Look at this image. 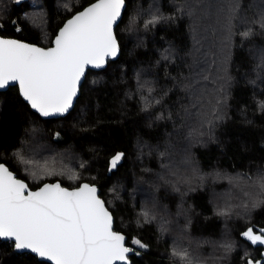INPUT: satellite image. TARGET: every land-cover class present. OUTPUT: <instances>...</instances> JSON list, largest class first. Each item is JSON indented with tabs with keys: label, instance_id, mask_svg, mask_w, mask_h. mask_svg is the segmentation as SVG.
I'll return each instance as SVG.
<instances>
[{
	"label": "trees",
	"instance_id": "16d2710c",
	"mask_svg": "<svg viewBox=\"0 0 264 264\" xmlns=\"http://www.w3.org/2000/svg\"><path fill=\"white\" fill-rule=\"evenodd\" d=\"M93 1L0 0V34L47 47ZM126 3L120 57L88 71L68 115L43 119L17 86L0 92V162L31 188L97 184L141 252L131 264H187L174 249L191 264H249L263 249L241 233L264 229V0ZM0 264L51 263L0 239Z\"/></svg>",
	"mask_w": 264,
	"mask_h": 264
},
{
	"label": "snow or ice",
	"instance_id": "6c2138e0",
	"mask_svg": "<svg viewBox=\"0 0 264 264\" xmlns=\"http://www.w3.org/2000/svg\"><path fill=\"white\" fill-rule=\"evenodd\" d=\"M124 7L125 0H96L66 21L49 48L0 37V89L18 84L22 98L43 117L67 113L86 68H101L107 58L117 55L119 45L113 28ZM157 19L153 17L149 23ZM232 19V15L227 17L229 33ZM259 24L264 28V16ZM250 34L251 29L241 33ZM123 155L117 153L111 159L110 170L117 167ZM255 182L264 190V176ZM97 193V187L88 183L70 190L59 182L45 183L32 191L0 163V239L12 242L16 250H30L51 264H130L129 253L135 249L126 246L124 234L113 230L112 213ZM142 215L146 222L154 219L148 211ZM241 235L253 245L264 246V229L254 232L249 227ZM132 244L147 248L136 238ZM172 254L191 264L186 250L174 249Z\"/></svg>",
	"mask_w": 264,
	"mask_h": 264
},
{
	"label": "water",
	"instance_id": "95a60500",
	"mask_svg": "<svg viewBox=\"0 0 264 264\" xmlns=\"http://www.w3.org/2000/svg\"><path fill=\"white\" fill-rule=\"evenodd\" d=\"M24 1H26V0H20V2H19V3L16 2V4H17V5H21ZM95 2H96V0L93 1L92 3H95ZM92 3L88 4V5L85 6L83 9H81V10L75 12V13L72 14L70 17H68V18L64 21V23L59 27L57 33H58L59 30L64 26V24L66 23L67 20L71 19L75 14L79 13L80 11H83L86 7L90 6ZM126 7H127V3H126V0H125V7H124V9L122 10V12H121V16H120V18L117 20V22H116V24L114 25V28H113L115 35H116V27H117V25L120 23V21L122 20L123 15H124V11H125ZM57 33H56V34H57ZM55 36H56V35H55ZM55 36H54V38H55ZM0 37L20 40V41H22V42H25V43H28V44H31V45H35V46H38V47H42V48H49V47H52V46H53V45L51 44V45L45 47V46L39 45V44H37V43L28 42V41H25V40H22V39H19V38H16V37L3 36V35H1V34H0ZM54 38H53V39H54ZM116 39H117V43H118V45H119V51H118L117 55H116L115 57H109V58H107L106 63H105L104 66H102L101 68H93V67H91V66H89L88 68H86V70H85V76L82 77V79H81V83H80V86H79V89H78V95H77L76 98H74L73 106H72V108L69 109V111H68L67 113H64V114H62V115H54V116H50V117H43V116H41L38 112H36V110H34V109H32V108H31V109H32L34 112H36L38 115H40L43 119L59 118V117H65L66 115H68V114L72 111V109L74 108V106H75V104H76V101H77V99H78V97H79V95H80V92H81L82 84L84 83V81H85V79H86V76H87L88 71H89V70H96V71L103 70V69L107 68V66H108V64H109V61H116V60L120 57V55H121V46H120L119 40H118V38H117V35H116ZM11 86H17V87H18V90H19V86H18V84H11L10 86L6 87L5 89H0V92H1V91H6V90H8ZM19 93H20V91H19ZM20 95H21V93H20ZM21 97H22V96H21ZM23 100H24V99H23ZM24 101H25V100H24ZM25 102H26V101H25ZM26 103L29 105L28 102H26ZM29 106H30V105H29ZM0 163H4V162H0ZM4 164H5L7 167H9L6 163H4ZM9 169H10V167H9ZM10 170H11V169H10ZM11 171L16 175L17 178L22 179V178L18 177L17 174H16L13 170H11ZM22 180H24V179H22ZM24 181L28 184V182H27L26 180H24ZM56 182H59V183L62 185V187L69 188L70 190L79 187L82 183H88V184H90V185H94V186H96L97 189H98V193H97L98 196H99L101 199L104 200V198L101 196V189L99 188V186H98L97 184H95V183H90V182H87V181L82 182L80 185H78V186H76V187H68V186H65V185H63V184H62L60 181H58V180H57V181H47V182L42 183V184H41L40 186H38L37 188H31L30 186H29V188H30L32 191H35V190H37L39 187H41V186H42L43 184H45V183H56ZM28 185H29V184H28ZM104 201H105V200H104ZM105 203H106V201H105ZM106 207H108L107 204H106ZM108 209H109V208H108ZM109 211L112 213V211H111L110 209H109ZM112 216H113V230H114V231H118V230L115 229V217H114L113 213H112ZM118 232H121V231H118ZM121 233L124 234L123 232H121ZM124 235H125V237H126V241H125L126 246H129V245H127V239H128V237H127L126 234H124ZM1 240H3V239H1ZM3 241H7V240H3ZM129 247H132V246H129ZM133 248H134V247H133ZM262 248H263V249H262V252H261V257H259V258L256 259L255 261H251L252 264H264V246H262ZM14 249H15V248H14ZM134 249H135V248H134ZM15 251H16L17 253H31V254L35 255L36 257H38L36 254L32 253L30 250H16V249H15ZM135 252H139V255H141V252L138 251L137 249H135ZM135 252H133V253H129V261H130V264H131L130 256H132V255H136ZM139 255H137V256H139ZM38 259H39V260H42V261L49 262V261H47L46 258H40V257H38ZM49 263H51V262H49Z\"/></svg>",
	"mask_w": 264,
	"mask_h": 264
}]
</instances>
